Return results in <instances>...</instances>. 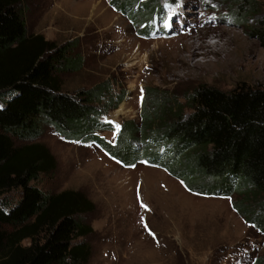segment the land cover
<instances>
[{
  "label": "rangeland",
  "instance_id": "374dc122",
  "mask_svg": "<svg viewBox=\"0 0 264 264\" xmlns=\"http://www.w3.org/2000/svg\"><path fill=\"white\" fill-rule=\"evenodd\" d=\"M13 1L45 57L52 52L47 44L67 49L66 64L54 75L58 90L104 86L102 103L110 109L101 120L112 128L98 135L110 144L131 125L133 146L143 152L142 126L154 116L156 99L186 115L187 93L197 86L225 92L264 86V46L251 34L264 29V0H237L254 4L246 12L235 10L233 0H154L152 17L134 24L111 0ZM34 144L53 163L31 185L79 202L86 234L75 243L90 248L87 264H264V231L232 208L250 213L264 193L243 186L228 197L199 195L162 168L142 161L122 166L94 144L70 141L51 127L19 145ZM5 197L15 202L20 190Z\"/></svg>",
  "mask_w": 264,
  "mask_h": 264
},
{
  "label": "trees",
  "instance_id": "16d2710c",
  "mask_svg": "<svg viewBox=\"0 0 264 264\" xmlns=\"http://www.w3.org/2000/svg\"><path fill=\"white\" fill-rule=\"evenodd\" d=\"M233 1L235 10L254 8ZM153 3L110 2L133 24L152 17ZM251 34L264 46L262 27ZM47 46L52 52L45 57L42 45L29 40L17 4L0 0V264H87L90 257L87 245L75 243L86 234L77 218L79 202L65 194L48 196L31 185L52 157L40 145L19 144L37 139L44 127L70 141L92 143L122 166L142 161L162 168L199 195L228 197L243 186L264 193V86L228 92L197 86L187 93L186 115L156 99L154 116L142 126L147 138L141 152L133 146L134 126L123 125L114 144L98 135L112 128L101 120L110 109L102 103L104 86L75 94L57 89L54 75L66 64L67 49ZM14 188L20 197L10 202L5 194ZM232 208L264 231V199L250 213L235 204ZM24 240L29 245L21 246Z\"/></svg>",
  "mask_w": 264,
  "mask_h": 264
},
{
  "label": "snow or ice",
  "instance_id": "6c2138e0",
  "mask_svg": "<svg viewBox=\"0 0 264 264\" xmlns=\"http://www.w3.org/2000/svg\"><path fill=\"white\" fill-rule=\"evenodd\" d=\"M169 26H170V25H169ZM118 127H119V126L117 125V129H118ZM138 198H139V191H138ZM141 206H142V207H147L145 204H141ZM142 219H143V218H142ZM146 227H147V225H146ZM153 235H154V234H153ZM154 238H155V237H154Z\"/></svg>",
  "mask_w": 264,
  "mask_h": 264
}]
</instances>
